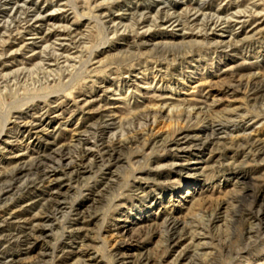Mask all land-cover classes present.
Wrapping results in <instances>:
<instances>
[{"label": "rangeland", "instance_id": "374dc122", "mask_svg": "<svg viewBox=\"0 0 264 264\" xmlns=\"http://www.w3.org/2000/svg\"><path fill=\"white\" fill-rule=\"evenodd\" d=\"M0 82V261L264 264V0H0Z\"/></svg>", "mask_w": 264, "mask_h": 264}, {"label": "bare ground", "instance_id": "6f19581e", "mask_svg": "<svg viewBox=\"0 0 264 264\" xmlns=\"http://www.w3.org/2000/svg\"><path fill=\"white\" fill-rule=\"evenodd\" d=\"M151 1V0H150ZM206 2V1H205ZM208 2V1H207ZM202 3V2H201ZM256 4V3H255ZM2 5V4H1ZM28 5V4H27ZM201 5V4H200ZM240 5V4H239ZM237 5V6H239ZM253 6V4H252ZM15 7V6H14ZM253 8V7H252ZM22 9V8H21ZM203 9V8H201ZM220 9V7H219ZM23 10V9H22ZM19 11V10H18ZM21 11V10H20ZM240 11V10H239ZM14 12V10H13ZM24 12V11H23ZM186 12V11H185ZM246 12V11H245ZM253 12V10H252ZM248 13V12H247ZM249 14V13H248ZM23 15V14H22ZM26 15V14H25ZM180 15V14H179ZM182 15V14H181ZM247 15V14H246ZM18 16V15H16ZM15 16V17H16ZM24 16V15H23ZM147 16V15H146ZM186 16V15H185ZM195 17V21L196 19H198V17L200 18V15L199 13H195L193 15ZM215 16V15H214ZM28 17V16H26ZM31 17V16H30ZM114 17V16H113ZM230 17V16H229ZM228 17V18H229ZM231 19L234 20L233 22L234 23H238L239 25L241 26H244L245 23H247L246 21V16L242 15L240 12H236V13H233L231 14ZM251 17V16H250ZM123 18V17H122ZM183 18V17H182ZM219 18V17H218ZM223 18H226L225 16ZM28 19V18H27ZM31 19V18H30ZM112 19V18H111ZM114 19V18H113ZM251 19V18H250ZM17 20V19H16ZM121 20V19H120ZM149 20V19H148ZM155 20V19H154ZM229 20V19H228ZM174 21V20H173ZM221 20L220 19H217V20H210L207 25H205V28H207L210 32L215 33L218 28H220L222 25H224L223 22H220ZM151 22V21H150ZM14 23V22H13ZM22 23H25V22H22ZM115 23V22H114ZM122 23V22H121ZM165 23H168V22H165ZM178 23V22H177ZM188 23V21H187ZM194 23V22H193ZM226 23V22H225ZM29 24V23H28ZM135 24V23H134ZM198 24V23H197ZM204 24V23H203ZM232 24V23H231ZM15 25V24H14ZM137 25V24H136ZM167 25V24H166ZM174 25V24H173ZM189 25V24H188ZM186 25V26H188ZM28 26V25H27ZM135 26V25H134ZM141 26V25H139ZM145 26V24H144ZM178 26V25H177ZM18 27V26H17ZM24 27V26H23ZM117 27V26H116ZM142 27V26H141ZM194 27V26H193ZM199 27V26H197ZM140 28V27H139ZM173 28V27H172ZM188 28V27H187ZM200 28V27H199ZM33 29V28H32ZM118 29V28H117ZM183 29V28H182ZM191 29V28H190ZM24 30V29H22ZM52 30V29H51ZM198 30V29H197ZM50 31V30H49ZM115 31V30H114ZM193 31V30H192ZM17 32V31H16ZM117 32V31H116ZM203 32V31H202ZM71 33V32H70ZM194 33V32H193ZM18 34V32H17ZM55 34V33H54ZM210 34V33H209ZM51 35V34H50ZM66 35V34H65ZM192 37H197V38H203L205 40H208L209 38V35L206 33V35H201V34H191ZM190 35V36H191ZM214 35V34H213ZM37 36V34H36ZM49 36V35H48ZM47 36V37H48ZM46 37V36H45ZM80 37V36H78ZM78 37H77V40H78ZM82 37V36H81ZM189 37V36H188ZM52 38V37H51ZM187 38V37H186ZM248 38H245L244 40L246 41ZM71 40V39H70ZM198 40V39H197ZM242 40V41H244ZM241 41V42H242ZM72 42V41H71ZM239 43V42H237ZM71 44V43H70ZM78 44V43H77ZM24 46V45H23ZM72 46V45H71ZM57 48V47H56ZM165 48V47H164ZM62 49V48H61ZM55 50V49H53ZM65 51V50H64ZM45 52V51H44ZM67 52V51H66ZM51 53V52H50ZM60 53V51H59ZM44 54V53H43ZM53 54V53H52ZM63 54V53H62ZM70 54V53H69ZM67 55V53H66ZM68 56V55H67ZM41 57V56H40ZM59 57V55L57 56ZM61 57V56H60ZM59 57V58H60ZM63 57V56H62ZM72 57V55H71ZM70 57V58H71ZM50 58V57H49ZM69 58V57H68ZM49 60V59H48ZM65 60V59H64ZM45 61V60H44ZM52 61V60H51ZM48 62L49 61H45ZM55 62V61H54ZM61 62V60H60ZM67 62V61H66ZM57 63V62H56ZM44 65V64H43ZM57 65V64H55ZM48 66V65H47ZM3 81V80H2ZM1 83V82H0ZM5 83V82H4ZM1 85V84H0ZM252 90V89H251ZM263 90V89H261ZM254 91V90H253ZM252 91V92H253ZM258 92V91H257ZM264 92V91H263ZM253 95V94H252ZM256 95V94H255ZM139 119V118H138ZM137 120V119H136ZM146 121V120H145ZM35 126L37 125H33L31 126V129L34 130V128H36ZM94 129V128H93ZM102 131V130H101ZM143 132V131H142ZM98 133V131H97ZM96 134V133H95ZM79 141V140H78ZM85 143V142H84ZM264 143V142H263ZM121 144V143H119ZM263 145V144H262ZM78 147V146H77ZM73 149V148H72ZM108 149V148H107ZM77 150V148H76ZM71 152V151H70ZM69 151L65 150L64 148L60 149L58 152H56L54 155L52 156H42L40 158H38V160L35 161L34 165L31 166V167H20L18 166L17 169H15L14 173H12L13 175H8L6 176L4 179H6L8 181V184H6L5 186V190H10L11 188H14V183L19 179L18 177L23 174L24 172H28L30 171L31 174L27 173L28 175H31L33 176L34 178L32 180L29 181L28 183V186L27 187H36L37 185L41 184V183H45L47 184L49 187L51 188H54V182L55 180L53 179V175L54 173L57 171L58 169V161H62V160H70L71 161V164L67 165L68 167H76L74 166L79 160L81 159H85L86 156H88V150H85L83 152H81V156L80 157H72L70 156V153ZM72 154V153H71ZM76 154V153H75ZM46 155V154H45ZM75 156H78V155H75ZM60 164V163H59ZM8 173V172H7ZM11 174V173H10ZM1 175V174H0ZM1 179V178H0ZM22 179V178H21ZM31 192V191H30ZM56 194V193H54ZM54 194L51 195V199L53 200V205H49L50 208H53L52 206H59L61 205L60 202H58V199L54 197ZM59 194V193H58ZM262 196L261 197V201H262V204H261V207L259 209V211L257 212L256 214V220L260 222L261 225L264 226V194L262 193ZM259 196V197H260ZM165 224V223H164ZM179 226H180V223L177 221V220H171L167 223V227L169 228L168 230L171 232V241L172 242H175L176 239H177V236H178V229H179ZM35 230V229H34ZM183 230V229H182ZM254 230V229H252ZM168 232V231H167ZM17 236V235H16ZM15 236V237H16ZM19 237V236H18ZM17 237V238H18ZM23 239H22V243H28L29 241H31L32 239H34V236H31V235H26V236H22ZM180 237V236H179ZM178 237V239H179ZM182 237V236H181ZM14 238V237H13ZM181 239V238H180ZM179 239V240H180ZM191 239V238H190ZM15 240V239H14ZM21 240V239H20ZM193 240V239H192ZM21 242V241H20ZM1 260V259H0ZM127 259H123L122 261L125 262ZM15 260L14 259H9L8 261H0V264H15ZM32 264H37V263H32Z\"/></svg>", "mask_w": 264, "mask_h": 264}]
</instances>
